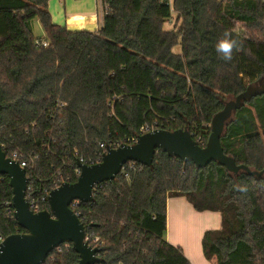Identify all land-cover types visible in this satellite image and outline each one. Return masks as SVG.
Segmentation results:
<instances>
[{
    "label": "trees",
    "instance_id": "1",
    "mask_svg": "<svg viewBox=\"0 0 264 264\" xmlns=\"http://www.w3.org/2000/svg\"><path fill=\"white\" fill-rule=\"evenodd\" d=\"M48 2L0 0V145L7 157L37 156V192L55 179L75 182L79 158L95 161L145 124L187 126L206 144L224 101L264 77V0H100L107 7L93 31L54 23ZM223 39L236 42L231 60L216 51ZM220 141L237 164L264 169V92L233 113ZM177 196L220 213V227L203 233L205 258L264 264V174L232 173L216 161L196 168L160 149L151 166L125 163L79 205L85 230L105 241L95 264H191L165 239L167 199ZM17 232L25 229L0 174V236ZM78 260L70 245L43 264Z\"/></svg>",
    "mask_w": 264,
    "mask_h": 264
},
{
    "label": "water",
    "instance_id": "2",
    "mask_svg": "<svg viewBox=\"0 0 264 264\" xmlns=\"http://www.w3.org/2000/svg\"><path fill=\"white\" fill-rule=\"evenodd\" d=\"M264 77L251 84L231 99L224 101L223 107L211 119L210 133L204 146L193 139L188 127L175 130L156 128L139 134L132 144L122 143L117 147L107 146L101 161L88 165L77 160L80 168L75 182H63L48 195V209L34 212L25 197L26 171L17 161L7 157L0 146V174L9 179L12 189L13 216L25 232H17L0 241V264H43L49 254L63 242H70L78 253L77 264H95L100 259L98 249L84 241V226L70 208L74 199L82 202L93 200L95 184L111 181L129 161L151 166L158 149L170 157L183 162H193L196 168L216 161L229 172L245 171L252 176H262L264 169L257 171L245 164H237L235 159L224 153L221 136L233 113L245 101L264 92Z\"/></svg>",
    "mask_w": 264,
    "mask_h": 264
},
{
    "label": "crops",
    "instance_id": "3",
    "mask_svg": "<svg viewBox=\"0 0 264 264\" xmlns=\"http://www.w3.org/2000/svg\"><path fill=\"white\" fill-rule=\"evenodd\" d=\"M52 21L69 30H97L101 23L98 0H49ZM169 22L164 27L170 29ZM167 25V26H166ZM165 239L179 246L191 264H218L216 258L203 255L201 240L208 229L221 225L220 213L214 209L196 210L184 196L170 197L166 203Z\"/></svg>",
    "mask_w": 264,
    "mask_h": 264
},
{
    "label": "built area",
    "instance_id": "4",
    "mask_svg": "<svg viewBox=\"0 0 264 264\" xmlns=\"http://www.w3.org/2000/svg\"><path fill=\"white\" fill-rule=\"evenodd\" d=\"M106 7L107 6L106 5H103V4L101 6L102 9H105ZM46 44L47 43H43L44 46H46ZM156 128L157 127H156V124L155 123H153V124H145V125L141 126V128L139 130V134H143V133L152 131V130H154ZM136 137L137 136L132 137V138H126L122 143L132 144V143H134L136 141ZM195 140H196V142L199 145H201V146H204L205 145V142H204V140H203V138H202L201 135H197V137H196ZM119 145L113 144V145H110V146L111 147H117ZM100 146L101 147H104L105 145L103 143H100ZM107 146H109V145H107ZM107 146H105V149L103 151H100V152H98L96 154V160L95 161L93 159L89 163H86V162L83 161L82 158H79L78 161H80L82 163H85V164H88V165H92V164H95V163L101 161L102 155L105 152ZM9 158H11L14 161H17L19 163V165L21 167H23L25 169V171H26L27 183H26L25 197H26V199L28 201V204H29L30 209L32 211H34V212L43 210L42 205H44L45 203L47 204V208H44V209H48V195H49V192L52 189L58 187L61 183L67 182V181H60V183H59L58 179H55V180H53V185L52 186L43 188L42 190H40V191L37 192L33 188L32 180L30 179L31 178L30 175H31V173H32V171L34 169V160L37 159V156L35 155L33 157L32 156H28L27 157L23 153L18 152V151H15V152L12 153L11 156H9ZM28 171H29V174H28ZM79 172H80V168L77 166V168L75 169V173H77V175H79ZM93 190H94V187H93ZM93 190H92V195H93ZM81 203H82V201H80L78 199H74V200L71 201V203L69 205L70 208L73 210V212L78 217L81 214V212L79 210V205ZM13 211H14V209H13ZM83 226H84V238H83L84 241L89 246L98 249L96 255L99 257V248L104 245L105 241L101 238V236L95 234L94 232H92V231H86L84 224H83ZM2 239L3 238L0 236V241ZM70 245H71L70 242H63V243H61L59 246H57L54 249L56 250V253H62L65 249H68L70 247ZM118 264H123V263H118Z\"/></svg>",
    "mask_w": 264,
    "mask_h": 264
},
{
    "label": "clouds",
    "instance_id": "5",
    "mask_svg": "<svg viewBox=\"0 0 264 264\" xmlns=\"http://www.w3.org/2000/svg\"><path fill=\"white\" fill-rule=\"evenodd\" d=\"M236 42L231 39H223L220 40L216 44V51L218 53L223 54V59L224 60H231L232 58V49L235 46Z\"/></svg>",
    "mask_w": 264,
    "mask_h": 264
},
{
    "label": "rangeland",
    "instance_id": "6",
    "mask_svg": "<svg viewBox=\"0 0 264 264\" xmlns=\"http://www.w3.org/2000/svg\"><path fill=\"white\" fill-rule=\"evenodd\" d=\"M98 1L100 2V0H98ZM167 25L168 26H172V20ZM33 34L36 37H42L43 36V29H42L40 23L37 20H34V22H33ZM262 83L264 84V80H263ZM231 98L232 97H230L229 99H231Z\"/></svg>",
    "mask_w": 264,
    "mask_h": 264
}]
</instances>
